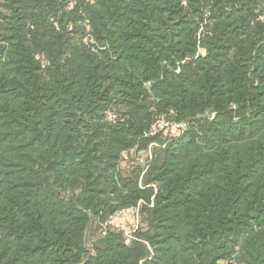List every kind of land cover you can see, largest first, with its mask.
I'll use <instances>...</instances> for the list:
<instances>
[{
  "label": "trees",
  "instance_id": "1",
  "mask_svg": "<svg viewBox=\"0 0 264 264\" xmlns=\"http://www.w3.org/2000/svg\"><path fill=\"white\" fill-rule=\"evenodd\" d=\"M0 264H264V0H0Z\"/></svg>",
  "mask_w": 264,
  "mask_h": 264
},
{
  "label": "built area",
  "instance_id": "2",
  "mask_svg": "<svg viewBox=\"0 0 264 264\" xmlns=\"http://www.w3.org/2000/svg\"><path fill=\"white\" fill-rule=\"evenodd\" d=\"M86 26V31L87 34L84 36L83 38V42L84 44L91 50V51H95L96 47H95V41L93 39V37H91L90 34H88L89 32V27L87 25ZM108 116V120H113L114 116L112 114H107ZM170 126H174L176 128H178L180 131L183 130L184 125H177V124H171L168 122H164L163 124L159 125L158 128L154 131L151 132V134H155V132H159L164 130L167 127ZM133 160L132 163H135L136 166H140L142 168V173L141 176L144 174L145 169L147 167V162L148 159H150V154L149 152L146 153H140V152H135L134 150L130 151L129 153H125L122 156V162L124 163L127 160ZM140 181V185H141V179ZM142 201H139L137 203L136 206H132L123 210H120L118 212H116L114 215H112L107 222H105L103 224V232L102 234H105V230L106 228H116V224H115V219H119V218H125L128 219V222L130 224V226L128 228H124V229H119L122 230L124 233V238H125V243L128 244L131 240H132V234L133 232L139 227L140 225V207L142 206Z\"/></svg>",
  "mask_w": 264,
  "mask_h": 264
},
{
  "label": "rangeland",
  "instance_id": "3",
  "mask_svg": "<svg viewBox=\"0 0 264 264\" xmlns=\"http://www.w3.org/2000/svg\"><path fill=\"white\" fill-rule=\"evenodd\" d=\"M150 154V153H149ZM135 165V164H134ZM131 161L127 160L124 163H121L120 165V175L122 177H127L130 175L131 171L133 170L134 166ZM115 224L117 229H124L128 228L130 226L128 219L125 218H119L115 219ZM97 238V234L95 233L93 226L89 228V231L87 232L86 238H85V246L88 249H91V247L95 244Z\"/></svg>",
  "mask_w": 264,
  "mask_h": 264
}]
</instances>
